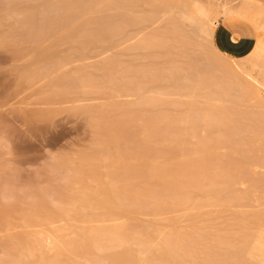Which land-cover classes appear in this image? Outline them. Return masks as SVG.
I'll return each instance as SVG.
<instances>
[{
    "label": "rangeland",
    "instance_id": "374dc122",
    "mask_svg": "<svg viewBox=\"0 0 264 264\" xmlns=\"http://www.w3.org/2000/svg\"><path fill=\"white\" fill-rule=\"evenodd\" d=\"M138 1L0 0V264H264L263 76L187 17L245 0Z\"/></svg>",
    "mask_w": 264,
    "mask_h": 264
},
{
    "label": "bare ground",
    "instance_id": "6f19581e",
    "mask_svg": "<svg viewBox=\"0 0 264 264\" xmlns=\"http://www.w3.org/2000/svg\"><path fill=\"white\" fill-rule=\"evenodd\" d=\"M97 1V0H96ZM138 1V0H137ZM143 1V0H142ZM141 1V2H142ZM146 1V0H145ZM144 1V2H145ZM149 1V0H148ZM209 1H211V0H209ZM62 2V1H61ZM99 2H101V1H99ZM125 2V1H124ZM139 2V1H138ZM140 2V3H141ZM181 2V1H180ZM179 2V3H180ZM229 2V1H228ZM55 3V2H54ZM57 3V2H56ZM126 3V2H125ZM154 3V2H153ZM160 3V1L159 2H157V4H159ZM178 3V4H179ZM210 3V2H209ZM100 4V3H99ZM137 4H139V3H136V5ZM122 5H123V3H122ZM130 4H128V6H129ZM143 5H145V4H142L141 3V6H143ZM150 5V4H149ZM148 5V6H149ZM65 6V5H64ZM63 6V8H65ZM115 6V5H114ZM139 5H137V7H138ZM163 6V5H162ZM169 7H171L170 5H168ZM175 6V5H174ZM210 6L212 7V11H210L209 13L207 12V11H198L199 13H201V15L206 19L205 21H199V20H197V18H196V16L192 13V14H189V15H187V17H188V19L194 24V25H197V29L199 30V36H202L206 41H207V43L209 44V47L211 48V49H213V51H214V53H216L217 52V54L219 53L220 55H222L221 57H224V59H225V57L227 58V59H225V60H228V59H230V57L228 56V55H226V54H224V53H222L220 50H218V48L214 45V41H213V37H214V33H215V30H216V28L218 27V26H216L215 24H214V21H215V19L213 20L212 18L214 17L213 15H216V16H218L219 18H221L222 19V21L224 20H229V19H235V18H238V19H243V20H246V21H248V22H250L251 23V25L252 26H254V28L256 29V32H257V41H256V44H255V46H254V49L252 50V52L248 55V56H246V57H243V58H236L240 63H239V68L240 69H244V68H248L249 66H250V68L249 69H252V70H257L260 74V76L262 75L263 76V80H264V69L262 68V65H261V63L262 62H264V9L263 8H258L257 10H255V7H254V1L253 0H245V1H243L242 3H240V4H238L237 6L236 5H234L233 3L231 4V3H218V4H216V5H214V4H211L210 3ZM80 7V6H79ZM125 7V6H124ZM145 7V6H144ZM167 7V6H166ZM165 7V8H166ZM168 7V8H169ZM63 8H62V10H63ZM84 8V7H83ZM148 7H146V9H147ZM157 8V7H156ZM172 8H174L173 6H172ZM51 9V8H50ZM54 9H56V7H54ZM76 9V8H75ZM78 9V8H77ZM80 9V8H79ZM87 9V8H86ZM176 9H178V7L176 8ZM83 10V9H82ZM151 10V9H150ZM51 11H53V10H51ZM65 11V10H64ZM77 11V10H76ZM81 11V10H80ZM79 11V12H80ZM85 11H87V10H85ZM93 11V10H92ZM11 12V11H10ZM95 12V11H94ZM149 12H151V11H149ZM8 13V12H7ZM145 13H147V12H145ZM86 14V13H85ZM140 14H142V13H140ZM175 14H177V12L175 13ZM68 15V14H67ZM25 16V15H24ZM45 17H47V16H45ZM51 17V16H50ZM50 17H49V19H50ZM64 16H62L61 18H63ZM69 17V16H68ZM85 17V16H84ZM139 17V16H138ZM217 17V18H218ZM23 18V17H22ZM70 18V17H69ZM216 18V17H215ZM42 19H43V17H42ZM47 19V18H46ZM174 19H177L176 18V15H175V18ZM26 20V19H25ZM48 20V19H47ZM87 20V19H86ZM133 20V19H132ZM146 20V19H145ZM178 20V19H177ZM43 20H41V22H42ZM89 21V20H88ZM91 21V20H90ZM93 21V20H92ZM99 21V20H98ZM102 21V20H101ZM128 21H130V20H128ZM139 21H141V20H139ZM27 22V21H26ZM32 22V21H31ZM45 22V21H44ZM106 22V21H105ZM134 22V21H133ZM136 22V21H135ZM178 22V21H177ZM25 23V22H24ZM137 23V22H136ZM179 23V22H178ZM178 23H177V25H178ZM93 24V23H92ZM24 25V24H23ZM28 25V24H27ZM44 25H46V24H44ZM48 25V24H47ZM100 25V24H99ZM102 25V24H101ZM174 26V25H173ZM180 26V25H179ZM178 26V27H179ZM89 27V26H88ZM174 28V27H173ZM172 28V29H173ZM180 28H181V26H180ZM39 29V28H38ZM86 29V28H85ZM171 29V28H170ZM175 29H177V30H179L178 28H175ZM152 30H154V29H152ZM169 30V29H168ZM155 31V30H154ZM173 31V30H172ZM171 31V32H172ZM189 31H191V30H189ZM150 32V31H149ZM149 32L147 31V35L148 36H150L149 35ZM153 32V31H152ZM217 32V31H216ZM76 33V32H75ZM74 33V35H77V34H75ZM80 33V32H79ZM78 33V34H79ZM115 33V32H114ZM142 33V32H141ZM145 33V32H144ZM113 34V33H112ZM150 34H151V32H150ZM174 34V33H173ZM188 34V33H187ZM145 35V34H144ZM143 35V36H144ZM160 35V34H159ZM178 35V34H177ZM182 35H184V34H182ZM81 36V35H80ZM79 36V37H80ZM112 36V35H111ZM147 36V37H148ZM182 37H184V36H182ZM187 37V36H186ZM81 38V37H80ZM86 38V37H85ZM87 38H88V36H87ZM157 38V37H156ZM180 38V37H179ZM188 38V37H187ZM133 39V38H132ZM162 39V38H161ZM181 39V38H180ZM190 39L192 40V38L190 37ZM100 40V39H99ZM144 40V39H143ZM181 40H183V39H181ZM186 40H188V39H186ZM190 40V41H191ZM202 40V39H201ZM176 41V40H175ZM189 41V42H190ZM163 42V41H162ZM185 42V41H184ZM133 43V42H132ZM145 43H148V42H145ZM144 43V44H145ZM178 43V42H177ZM203 43V42H202ZM236 43V42H235ZM161 44V43H160ZM146 45H148V44H146ZM159 45V44H158ZM172 45V44H171ZM180 45H181V43H180ZM179 45V46H180ZM204 45V44H203ZM178 46V48L180 49V47ZM192 46H194L193 44H192ZM144 47V46H143ZM146 48V47H145ZM176 48V47H175ZM205 49V48H204ZM180 51V50H179ZM182 51V50H181ZM216 51V52H215ZM212 52V51H211ZM181 54V53H180ZM183 54V53H182ZM211 55V54H210ZM208 56V55H207ZM213 56V55H212ZM211 56V57H212ZM209 57V56H208ZM219 58V57H218ZM219 59H217V61H218ZM224 60V61H225ZM228 61H230V60H228ZM219 63V62H218ZM222 63V62H221ZM230 63V62H229ZM221 65V67H222V65H225L224 64V62L222 63V64H220ZM219 65V66H220ZM227 65V64H226ZM228 65H230V64H228ZM227 65V66H228ZM226 66V67H227ZM231 66H229V68H230ZM235 69H237V66H236V68ZM238 71V70H237ZM35 72V71H34ZM40 72V71H39ZM246 72V71H245ZM248 72V71H247ZM250 73V72H249ZM254 73V72H253ZM257 73V72H256ZM37 74V73H36ZM248 75H250V74H248ZM254 75V74H253ZM37 76V75H36ZM174 76H175V74H174ZM173 76V78H174V80L176 79L175 77ZM225 76V75H224ZM243 77H244V75H242ZM35 77V76H34ZM169 77V76H168ZM228 77V76H227ZM226 76H225V78L224 79H226L227 78ZM250 77L251 78H254V76H249V79H250ZM172 78V77H171ZM229 78V77H228ZM227 78V79H228ZM245 78V77H244ZM166 79V78H165ZM226 79V80H227ZM246 79H247V77H246ZM62 80V79H61ZM164 80V79H163ZM166 80H170V79H166ZM200 80V79H199ZM199 80H197V81H199ZM201 80L203 81V83H204V81L205 80H203L202 78H201ZM231 80V79H230ZM60 81V80H59ZM172 81V80H171ZM170 81V82H171ZM190 81V80H189ZM56 82H57V80H56ZM169 81H167L166 83H168ZM169 82V83H170ZM174 82V81H173ZM208 82V81H207ZM216 82V81H215ZM230 82V81H229ZM59 83L60 82H58V84L57 85H59ZM203 83H201V84H203ZM217 83V82H216ZM215 83V84H216ZM65 84H67V83H65ZM69 84V83H68ZM68 84H67V86H68ZM197 85V84H196ZM206 85V84H205ZM209 86H212V85H210V84H208ZM65 86V85H64ZM64 86H62V87H64ZM66 86V87H67ZM145 86V85H144ZM168 86H171V85H167V89H169L168 88ZM198 86V85H197ZM200 86V85H199ZM198 86V87H199ZM203 86V85H202ZM221 86V85H220ZM219 86V88H222V87H220ZM132 87V86H131ZM159 87H161L160 85L158 86V88ZM163 87H165V86H163ZM197 87V88H198ZM204 87V89H205V86H203ZM203 87H201L202 88V90H204L203 89ZM134 88V87H133ZM142 88V87H141ZM147 88V87H146ZM196 88V87H195ZM211 88V87H210ZM264 88V87H263ZM131 89V88H130ZM143 89H145V87H143ZM193 89V88H192ZM215 89V88H214ZM217 89V88H216ZM252 89V88H251ZM132 90H135V89H132ZM228 90V89H227ZM226 90V91H227ZM127 91V90H126ZM152 91V90H151ZM195 91H198L197 89L195 90ZM214 91V90H213ZM224 91V90H223ZM223 91H222V93H223ZM255 91V90H254ZM253 91V92H254ZM257 91H259V93H263V95H264V89H262V88H258V90ZM256 91V92H257ZM148 92V91H147ZM255 92V93H256ZM217 93V92H216ZM218 93H220V92H218ZM221 93V94H222ZM258 93V92H257ZM258 93V94H259ZM143 94V93H142ZM147 94H150V93H147ZM152 94V93H151ZM160 94H161V92H160ZM261 94H259L258 95V97L260 96V98H261V100H263L264 101V99H262V98H264V97H261ZM156 95V94H155ZM262 95V96H263ZM144 96H145V94H144ZM144 96H141V97H143L144 98ZM161 96V95H160ZM222 96V95H221ZM223 96H225V94L223 95ZM140 97V98H141ZM222 98V97H221ZM216 99H220V98H216ZM215 99V100H216ZM223 99V98H222ZM257 99V101L259 102L260 101V103H262V101L261 100H258L259 98H256ZM147 100H149V99H147ZM151 100V99H150ZM153 100V99H152ZM151 100V101H152ZM155 100V99H154ZM153 100V101H154ZM212 100V99H211ZM143 101V100H142ZM140 102H141V100H140ZM257 102V103H258ZM150 103H152V102H150ZM263 105H264V103H262ZM262 104H260L259 106H261L262 107ZM257 107H258V105H256ZM261 107H258V110L260 111V109H262ZM264 107V106H263ZM254 108V107H253ZM256 108V107H255ZM260 108V109H259ZM257 110V109H256ZM264 110V109H263ZM262 110V111H263ZM261 111V113H263V116H264V112H262ZM143 115H144V113H143ZM145 115H146V112H145ZM262 115V114H261ZM263 116H261L262 118H264ZM249 118V117H248ZM258 118H260V117H258ZM146 119V118H145ZM254 119H255V117H254ZM249 120H250V118H249ZM257 120V119H256ZM147 121V120H146ZM264 121V120H263ZM262 121V122H263ZM249 122V121H248ZM256 122V121H255ZM244 123V122H243ZM248 125V124H247ZM255 125H256V123H255ZM261 125V124H260ZM263 125H264V123H263ZM258 126V125H257ZM258 128V127H257ZM263 128V127H262ZM256 129V128H255ZM259 130H260V128H258ZM264 129V128H263ZM244 130H246V128L244 129L243 128V131ZM250 130H252V129H250ZM259 130H258V133H259ZM110 132H111V130H109ZM108 131V132H109ZM249 131V130H248ZM254 131V130H253ZM256 131V130H255ZM261 131H263L262 129H261ZM252 132V131H251ZM147 133V132H146ZM149 133V136H152V134L150 135V132H148ZM241 133H243V132H241ZM245 133V132H244ZM246 133H247V131H246ZM261 133H263V132H261ZM261 133H259V134H261ZM251 134H253V133H251ZM153 135H155V134H153ZM247 135V134H246ZM264 135V134H263ZM263 135L260 137L259 135H258V137L257 138H264L263 137ZM148 136V137H149ZM250 136V135H249ZM146 137H147V135H146ZM154 137H156V135L154 136ZM256 138V137H255ZM149 139V138H148ZM152 140V139H151ZM155 140V139H154ZM249 140V139H248ZM151 143V147L153 146L154 147V143L155 142H150ZM149 144V143H148ZM245 143H243V145H244ZM142 145V144H141ZM146 145V144H145ZM246 145V144H245ZM149 147H150V145H148ZM158 146V145H157ZM142 147H144V144L142 145ZM145 148V147H144ZM155 148V147H154ZM161 148H163V147H161ZM245 148V147H244ZM248 149V148H247ZM247 149L245 148V150L247 151ZM140 150V149H139ZM143 150V149H142ZM144 150H146V149H144ZM152 150H153V148H152ZM151 151V150H150ZM144 152V151H143ZM153 152V151H152ZM155 152H156V150H155ZM161 152H163V151H161ZM168 153L170 154V152H167V156H168ZM146 154V153H145ZM165 154H166V152H165ZM247 154V153H246ZM144 155V154H143ZM159 155L160 156H162L161 155V153H159ZM159 155H157V156H159ZM140 156V155H139ZM166 156V155H165ZM166 156V157H167ZM165 157V158H166ZM208 156H206V159H208L207 158ZM243 157H245V156H243ZM248 157V156H247ZM138 158V157H137ZM170 157H167V159H169ZM164 159V158H163ZM166 160V159H165ZM172 160V159H171ZM170 159L168 160L169 162L171 161ZM174 160V159H173ZM182 160V159H181ZM180 160V161H181ZM201 159L199 158V160L198 161H200ZM135 161V160H134ZM141 161V160H140ZM244 161V160H243ZM133 162V161H132ZM153 162V161H152ZM159 162V161H158ZM174 162V161H173ZM246 162H247V160H246ZM264 162V161H263ZM139 163V162H138ZM186 163H187V161H186ZM142 164V163H141ZM160 164H161V162H160ZM170 164H171V162H170ZM170 164H169V166H170ZM183 164V163H182ZM185 164V163H184ZM140 165V164H139ZM155 165V164H154ZM158 165V164H157ZM181 165V164H180ZM127 166V165H126ZM143 166V165H142ZM141 166V167H142ZM129 167V166H128ZM140 167V166H139ZM149 167V166H148ZM147 167V168H148ZM153 167V166H152ZM155 167V166H154ZM165 167H167V166H165ZM174 167V166H173ZM257 167V166H256ZM132 168V167H131ZM163 168V167H162ZM176 168V167H175ZM178 168V167H177ZM183 168V167H182ZM185 168V167H184ZM156 169V168H155ZM158 169V168H157ZM159 169H161V167L159 168ZM165 169V168H164ZM173 169V168H172ZM166 170V169H165ZM168 170V169H167ZM196 171H197V169H195ZM194 170V171H195ZM127 171V170H126ZM135 171V170H134ZM144 171H146V170H144ZM173 171V170H172ZM244 171V170H243ZM94 172H96V171H94ZM152 171L150 170V173H151ZM161 172H162V170H161ZM167 171H165V173H166ZM199 172H201L200 170H199ZM137 173V172H136ZM164 173V174H165ZM198 173V172H197ZM159 174H160V172H159ZM170 174H171V172L168 174L169 175V178H170ZM201 174V173H200ZM167 175V176H168ZM198 175H199V173H198ZM205 175V174H204ZM241 175H243V174H241ZM244 175H246L247 176V174H244ZM244 175H243V177H244ZM143 176H145V175H143ZM154 176V175H153ZM160 176V175H159ZM147 178H148V176H146ZM145 177V178H146ZM192 177V176H191ZM202 177V176H201ZM200 177V178H201ZM241 177V176H240ZM248 177V176H247ZM247 177H244L243 179H245V180H247L248 178ZM107 178V177H106ZM108 178H110V177H108ZM126 178V177H125ZM150 178V177H149ZM148 178V179H149ZM174 178V177H173ZM176 178V177H175ZM189 179H191V178H188L187 179V181H189ZM198 179H199V177H198ZM168 180V179H167ZM166 180V181H167ZM174 180V179H173ZM192 181H193V178L191 179ZM195 180V179H194ZM97 181V180H96ZM98 181H99V179H98ZM109 181H110V179H109ZM123 181V180H122ZM148 181V180H147ZM170 181V180H169ZM186 181V182H187ZM162 182H164V180L162 181ZM171 182V181H170ZM173 182V181H172ZM189 182H191V181H189ZM99 183V182H98ZM102 182H100V184H101ZM166 183V182H165ZM176 183V182H175ZM246 183V182H245ZM108 184V183H107ZM110 184V183H109ZM97 185V184H96ZM110 185H112V183L110 184ZM126 185V184H125ZM102 187V186H101ZM111 187V186H110ZM114 187V186H113ZM116 188V187H115ZM132 188V187H131ZM100 189V188H99ZM104 190H105V188H103ZM112 189V188H111ZM107 191V190H106ZM131 191H132V189H131ZM248 191V190H247ZM88 192H89V190H88ZM93 193V192H92ZM118 193V192H117ZM104 194V193H103ZM103 194H101V195H103ZM113 195H115L116 196V194L114 193ZM120 195V194H119ZM135 195H137L136 194V192H135ZM130 196V195H129ZM246 197V196H245ZM102 198V197H101ZM117 198H119V197H117ZM113 199H115L114 197H113ZM136 199V198H135ZM116 200V199H115ZM247 200V199H246ZM88 202H90V201H88ZM94 202V201H93ZM105 202V201H104ZM94 204H95V202H94ZM107 204V203H106ZM130 204V203H129ZM137 204V203H136ZM243 204V203H242ZM90 205H92V204H90ZM101 205V204H100ZM111 205H113L112 204V202H111ZM124 205V204H123ZM141 205V204H140ZM88 206H89V204H88ZM116 206V205H115ZM246 206V205H245ZM248 206V205H247ZM90 207V206H89ZM88 207V208H89ZM243 207H244V205H243ZM85 208V207H84ZM88 208H86V209H88ZM102 208V207H101ZM100 210V209H99ZM93 211V210H92ZM116 211V210H115ZM119 211H121V210H119ZM75 212H77V210L75 211ZM109 212V211H108ZM125 212H128L127 210L125 211ZM133 212V211H132ZM92 213V212H91ZM120 213V212H119ZM124 213V212H123ZM78 214V213H77ZM80 214H81V212H80ZM124 214H126V213H124ZM137 214V213H136ZM83 215H85V214H83ZM102 215V214H101ZM112 215V214H111ZM134 215V214H133ZM138 216H139V214H137ZM64 216V215H63ZM87 216V215H86ZM119 216V215H118ZM117 216V217H118ZM64 217H66V216H64ZM69 217H70V214H69ZM76 217V216H75ZM132 217V216H131ZM160 217V216H159ZM120 218V217H119ZM67 219V218H66ZM138 219V218H137ZM85 220V219H84ZM245 220V219H244ZM64 221H65V219H64ZM86 221V220H85ZM96 221V220H95ZM122 221V220H121ZM125 221V220H124ZM129 221V220H128ZM88 222V221H87ZM106 222V221H105ZM123 222V221H122ZM126 222V221H125ZM256 222V221H255ZM99 223V222H98ZM246 223V222H245ZM258 223V222H257ZM260 223V222H259ZM258 223V224H259ZM97 224V223H96ZM57 225V224H56ZM98 225V224H97ZM120 225H122V224H120ZM41 226V225H40ZM86 226V225H85ZM96 226V225H95ZM103 226H105V225H103ZM258 226V225H257ZM51 227H53V226H51ZM245 227V226H244ZM96 228V227H95ZM100 229V228H99ZM98 229V230H99ZM114 230V229H113ZM261 230V229H260ZM42 232V231H41ZM114 232H116V230H114ZM113 232V233H114ZM112 233V234H113ZM118 232H116L115 234L116 235H118V237H119V233L117 234ZM249 233V232H248ZM257 233V232H256ZM33 234V233H32ZM39 234V233H38ZM263 234V233H262ZM83 235V234H82ZM111 235V234H110ZM114 235V234H113ZM113 235H111V237L113 238ZM264 235V234H263ZM38 236V235H37ZM36 236V237H37ZM49 236V235H48ZM79 236V235H78ZM39 237V236H38ZM45 237V236H44ZM90 237V236H89ZM117 237V236H116ZM116 237H114L115 239H118V238H116ZM40 238H42V237H40ZM51 238V237H50ZM58 238V237H57ZM79 238H80V240H81V236H79ZM97 238H99V237H97ZM143 238V237H142ZM264 237H262V236H259L258 238H256V240H255V242H254V244H253V246H252V249L251 250H249V253H250V256H251V258H256V259H259V260H262L263 262H264V239H263ZM45 239V238H44ZM47 239V238H46ZM120 239V241H121V239L122 238H119ZM118 239V240H119ZM255 239V238H254ZM22 240V239H21ZM39 240V239H38ZM49 240V239H48ZM84 240V239H83ZM89 240V239H88ZM118 240H116V242H119ZM124 240V239H123ZM139 240V239H138ZM243 240H244V238H243ZM246 240H248V239H245V242H247ZM24 241V240H23ZM86 241V240H85ZM125 241V240H124ZM19 242V241H18ZM22 242V241H21ZM87 242V241H86ZM94 242V241H93ZM126 242V241H125ZM124 242V243H125ZM23 243V242H22ZM48 243V242H47ZM55 244H56V242H54ZM77 243H78V241H77ZM92 243V242H91ZM91 243H83V245L85 244V246H88V247H92L93 248V246L92 245H89V244H91ZM105 243V242H104ZM108 243H109V241H108ZM145 243V242H144ZM143 243V244H144ZM46 244V243H45ZM93 245H95L94 243H92ZM118 244V243H117ZM120 244H122V243H120ZM245 244V243H244ZM243 243L241 244V245H244ZM51 246H52V244H50ZM61 245V244H60ZM247 245V244H246ZM246 245H244V246H246ZM95 246H97V245H95ZM101 246V245H100ZM120 246V245H119ZM125 246V244H123V246H121V247H124ZM20 247V246H19ZM44 247V246H43ZM54 247H56V250L60 253L61 251L59 250V246L57 247V246H54ZM69 247V246H68ZM145 247H146V245H145ZM247 247H249V246H247ZM63 248V247H62ZM80 248V247H79ZM87 248V247H86ZM60 249H61V247H60ZM70 249V248H69ZM68 249V250H69ZM103 249V248H102ZM24 250V249H23ZM74 250V249H73ZM72 251V250H71ZM76 251V250H75ZM75 251H73V252H75ZM81 251V250H80ZM87 251V250H86ZM90 251V250H89ZM58 252H55V253H58ZM70 252V251H69ZM73 252H71V254L73 253ZM124 252V251H123ZM127 252V251H126ZM22 253V252H21ZM63 253V252H62ZM65 253V252H64ZM78 253V252H77ZM129 253V252H128ZM246 253H248V252H246ZM25 254V253H24ZM41 254V253H40ZM73 254H75V253H73ZM72 254V255H73ZM88 254H90V253H88ZM96 254H97V252H96ZM96 254H94V255H96ZM101 254V253H100ZM108 254V253H107ZM111 254V253H110ZM63 255H66V254H63ZM72 255L69 257L70 259H72V261L73 260H75V259H73L72 258ZM83 255V254H82ZM106 255V254H105ZM115 255V254H114ZM42 256V255H41ZM66 256H68V254L66 255ZM75 256V255H74ZM73 256V257H74ZM140 256H142V255H140ZM44 257V256H43ZM58 257V256H57ZM60 257V256H59ZM82 257H84V256H82ZM125 257V256H124ZM244 257V256H243ZM54 258V257H53ZM65 258V257H64ZM68 257H67V259H69ZM123 257H121V259H122ZM131 258V257H130ZM57 259V258H56ZM116 259V258H115ZM156 259V258H155ZM158 259V258H157ZM40 260V259H39ZM47 260V259H46ZM44 258H42L40 261H38L37 262V264H47V262H49V261H46ZM50 260V259H49ZM63 260V259H62ZM119 260V259H118ZM124 260V259H123ZM243 260V259H242ZM245 260V259H244ZM258 260V261H259ZM46 261V262H45ZM68 261V260H67ZM112 261H114L113 259H112ZM250 261V260H249ZM261 261V262H262ZM16 262V261H15ZM57 262V261H56ZM62 262V261H61ZM116 262V261H115ZM244 262H246V261H244ZM260 262V261H259ZM68 263V262H67ZM69 263H70V260H69ZM119 263V262H118ZM253 263H254V261H253ZM256 263V262H255ZM25 264H27V263H25ZM61 264V263H60ZM65 264V263H64ZM71 264H73V263H71ZM78 264H79V262H78ZM87 264V263H86ZM114 264V263H113ZM250 264V263H249Z\"/></svg>",
    "mask_w": 264,
    "mask_h": 264
},
{
    "label": "crops",
    "instance_id": "0c3cea01",
    "mask_svg": "<svg viewBox=\"0 0 264 264\" xmlns=\"http://www.w3.org/2000/svg\"><path fill=\"white\" fill-rule=\"evenodd\" d=\"M213 41L222 53L233 58H243L254 49L255 31L251 24L243 19L220 22L215 30Z\"/></svg>",
    "mask_w": 264,
    "mask_h": 264
}]
</instances>
